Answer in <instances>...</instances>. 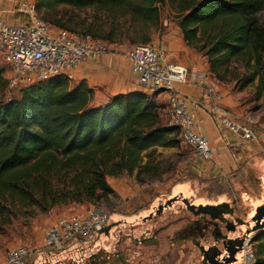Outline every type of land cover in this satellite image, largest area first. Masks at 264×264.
<instances>
[{"label":"trees","instance_id":"16d2710c","mask_svg":"<svg viewBox=\"0 0 264 264\" xmlns=\"http://www.w3.org/2000/svg\"><path fill=\"white\" fill-rule=\"evenodd\" d=\"M160 2L34 0V9L42 16L59 7L91 9L148 31L158 25ZM179 10L184 43L206 58L215 80L234 82L240 90L257 82L258 93L264 90V0H184ZM16 16L27 19L20 6ZM50 22L65 29L59 19ZM102 28L90 24L82 35L107 43L125 35L104 34ZM139 41L148 44L146 38ZM7 88L0 68V89ZM156 96L118 94L91 106L93 90L84 82L69 88L68 78L54 77L20 88L18 99L0 102V230L15 201L47 213L58 205L106 200L114 195L108 177H139L156 148L178 147V130L163 123L165 104ZM251 245L254 264H264V229L256 231Z\"/></svg>","mask_w":264,"mask_h":264},{"label":"rangeland","instance_id":"374dc122","mask_svg":"<svg viewBox=\"0 0 264 264\" xmlns=\"http://www.w3.org/2000/svg\"><path fill=\"white\" fill-rule=\"evenodd\" d=\"M182 1L184 0H161L157 5L158 25L149 28L148 31L143 30L141 26L133 25L127 19L114 20L104 14H96L91 9L59 7L44 16L36 13L50 24H52L51 19H59L64 24L65 30L74 33L82 34L90 24L93 27L102 24L104 34L122 32L125 35L115 38L113 43L105 42L111 54L125 55L132 46L142 43L139 40L145 38L148 39L149 45H153L160 52V48L166 46L169 41L178 42L176 37L181 32L177 21ZM263 18L264 14H261L260 20ZM26 21L27 19H23L21 23ZM0 68L3 70L4 79H7L9 71L1 61ZM239 71L242 72L241 67ZM225 84L228 86V95L234 106L232 110L223 106L224 109L236 119L250 124L264 134V90L258 93L257 82L241 90L234 82ZM74 85V81L69 80V88ZM22 87L19 85L13 89H0V102L18 99ZM155 99L158 103H164V95L156 96ZM164 113L166 115L162 117V121L167 123L166 110ZM221 135L225 143L233 145L232 149H238L237 153H243L241 159L238 158L236 162L235 174L231 173L232 178L223 180L220 175L211 174L193 149L181 141L176 148H156L153 161L139 177L123 174L117 178H107L114 195L106 200L91 202L85 200L81 203L58 205L47 213H42L37 206L28 207L15 201L1 221L4 224L1 227L2 231L0 230V258L9 248L25 245L32 251L27 258V264H33L38 252L42 254L45 251L43 237L46 222L53 218L57 222L77 212V214L84 213L92 207L109 214L107 226H110V229L90 242L79 240L64 245V249H71L74 244L76 246L65 258L57 261L42 256V259L37 260L38 264H203V250L216 246L223 251L225 250L223 243L229 239L221 241L212 238L177 239L175 233L180 225L177 223L178 217L186 213L181 199H187L195 206L227 203L242 223L236 226L233 233L226 234L230 238L238 236L239 239H243L246 232L254 225L251 217L255 209L249 208L243 202L246 198L245 194L260 198L261 205L264 203V184L260 186L257 184L258 172L251 165L252 161H264V142H261V147L257 148L254 144L242 143L223 129ZM242 155L249 160H245ZM172 198L178 199V202H172L170 207L155 214L160 205L163 206ZM196 242L198 245H195ZM61 251L51 252L54 254Z\"/></svg>","mask_w":264,"mask_h":264},{"label":"built area","instance_id":"2783aa9c","mask_svg":"<svg viewBox=\"0 0 264 264\" xmlns=\"http://www.w3.org/2000/svg\"><path fill=\"white\" fill-rule=\"evenodd\" d=\"M20 10L27 17L25 23L8 24L0 17V61L9 71L6 80L10 89L44 82L54 77L70 78L80 63L95 62L109 53L105 41L48 23L37 15L31 3H22ZM125 57L130 63L133 81L141 89L140 92L164 95L167 126L177 128L178 139L193 149L204 166L211 165L215 155H220V151L215 150L200 131L203 124L199 116L201 110L242 143L264 142L262 132L236 119L224 109L222 92L214 85L205 83L206 74L166 62L161 52L149 44H135L125 53ZM182 84L203 88L208 104L180 93L177 85ZM231 146L233 145L228 144V147ZM108 220L107 212L92 207L84 213L60 219L48 228L44 246L54 251L63 250L64 245L71 241L90 242L103 233ZM30 254V249L25 245L11 247L0 260V264H27ZM236 256L232 264L255 262L251 243L247 240L243 242ZM223 259L221 257L218 261L222 262Z\"/></svg>","mask_w":264,"mask_h":264},{"label":"crops","instance_id":"0c3cea01","mask_svg":"<svg viewBox=\"0 0 264 264\" xmlns=\"http://www.w3.org/2000/svg\"><path fill=\"white\" fill-rule=\"evenodd\" d=\"M24 2L34 4V0L0 1L1 19H3L8 24L21 23L20 19L16 16V8H18V6H20ZM176 38L178 42L174 43L172 41H169L166 46L163 45V47L160 48L164 60L168 63L180 64L198 73L206 74L207 77L205 79V83L214 85L218 90H220L223 94V105L228 110H232L234 103L231 101L228 95V86L223 82H219L215 79H210V72L208 69L206 58L192 48L188 47L182 39V34H178ZM69 80H73L75 84L84 82L88 88L93 90V98L90 103L91 106L102 105L109 101L111 97L118 94L140 92L133 81L128 59L125 57V55H116L111 54L110 52L106 55L101 56L95 62L84 61L80 63L73 70ZM177 89L180 93L190 99L203 101L206 105L208 104V101H205L204 89L199 86L193 84H182L177 85ZM199 116L203 120L200 131L209 139L211 146L215 150L220 151V155H215L211 165L206 166V170H209V172L213 175H220V178L223 180H228L229 178L233 177L231 173H233L237 168L236 162H238V158L241 159L240 156L243 153H237L239 152L238 149L234 150L228 147V143L224 142V138L220 134L213 119L206 112L201 110L199 112ZM254 146L257 148L261 147L260 144H254ZM242 157L245 160H249V158L245 157L244 155H242ZM251 165L254 166L256 168V171L258 172L257 184L259 186L260 184H264V161H252ZM245 197L246 198L243 200V202L247 204L249 208L255 209L256 207L261 205L260 198H253L248 194H245ZM55 220L56 219L53 218L45 223L46 229L44 230L43 237L44 248L45 234L48 228L55 222ZM78 246H80V244H78ZM70 248L71 249L65 248L61 252L54 254L51 251H48L47 248H45V251H43L44 253L41 254L40 252H38V257L36 258V261L33 262V264H38L37 260L42 259V256L57 261L65 258L71 250L76 248L75 244ZM4 256L1 257L0 260H2Z\"/></svg>","mask_w":264,"mask_h":264},{"label":"flooded vegetation","instance_id":"af4514ba","mask_svg":"<svg viewBox=\"0 0 264 264\" xmlns=\"http://www.w3.org/2000/svg\"><path fill=\"white\" fill-rule=\"evenodd\" d=\"M177 200L178 199L173 202L176 203L178 202ZM195 207L201 208V205H197ZM185 211L186 213L184 212L183 216L178 217L177 223H180V225H177L178 229L175 233V237L177 239L212 238L216 239V241H221L223 239H239L238 236H236L235 238H230L226 234L230 232L233 233L235 231L236 226H240L242 223V221L234 215V210L232 215L221 214V217L215 219H211L208 214H203L202 212L196 213V211H198L197 209L190 211L185 207ZM195 245H198V242H196ZM226 254L227 253L225 250L220 251L216 246H210L202 252L203 264H208V261L212 259L215 255V258L218 260L221 257L225 258Z\"/></svg>","mask_w":264,"mask_h":264},{"label":"water","instance_id":"95a60500","mask_svg":"<svg viewBox=\"0 0 264 264\" xmlns=\"http://www.w3.org/2000/svg\"><path fill=\"white\" fill-rule=\"evenodd\" d=\"M175 200L176 199L173 198L167 200L163 206L160 205L158 207L155 214H158L164 208L170 207L172 202ZM181 202L185 205V207L188 210L191 211L197 209L198 211H196V213L202 212L203 214H208L211 219L221 217V214L232 215L233 213V209L227 203H222L218 205H206V206H201V208H198L193 205H190L187 199L183 198ZM254 211L255 214L251 217V221L254 223V225L246 232L245 237L243 239H238V240L224 241L223 246L228 256L225 257L222 262H219L215 258L216 257L215 255L212 259L208 261V264H229L231 262H234L236 260L235 255L241 250L243 242L247 240L249 243H251L256 231L260 229H264V203L256 207ZM109 229L110 226H107L102 231L106 233Z\"/></svg>","mask_w":264,"mask_h":264}]
</instances>
